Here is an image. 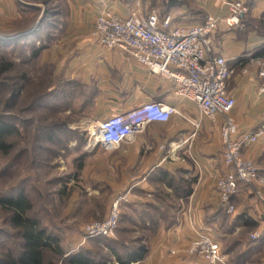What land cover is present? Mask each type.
I'll list each match as a JSON object with an SVG mask.
<instances>
[{
    "label": "crops",
    "instance_id": "crops-1",
    "mask_svg": "<svg viewBox=\"0 0 264 264\" xmlns=\"http://www.w3.org/2000/svg\"><path fill=\"white\" fill-rule=\"evenodd\" d=\"M134 1L70 0L66 16L56 11L47 19L56 21L51 25L56 29L65 27L72 38L44 48L43 58L55 65L56 76L79 80L81 93L91 97L87 111L92 122L150 101L175 105L180 113L168 122L149 123L114 146L85 139L82 144L87 148L65 156L71 157L75 167L65 184H75L76 191L61 198L67 208L109 210L117 197L125 196L120 207L139 216L134 221L131 214L126 215L124 220H131L129 224L135 228L123 226V231L131 230L136 234L132 241L148 247L145 257L133 264H210L189 251L195 234L203 229L218 240L227 264H250L251 259L264 254V201L258 200L251 187L240 185L233 197L234 212H227L220 202L216 182L228 168L223 160L219 119L202 117L195 103L176 93L173 79L138 63L125 50L105 48L94 34L101 10L126 16ZM143 2L161 18L170 15L174 25L203 23L209 15L224 18L229 13L222 0H178L171 5L164 0V8L156 6L155 0ZM5 4L19 12L15 0H1L2 9ZM241 28V24L228 27L223 21L214 35V48L236 68L228 81V91L236 99L232 115L240 133L260 132L256 141L243 147V155L253 160L264 176V92L259 89L258 72L251 68L246 72L236 64L235 57L244 48L238 35ZM76 142L72 139L66 144ZM188 190L190 194L184 197ZM153 212H163L165 217ZM256 230L262 236L253 240L250 234ZM91 240L79 245L91 249Z\"/></svg>",
    "mask_w": 264,
    "mask_h": 264
},
{
    "label": "rangeland",
    "instance_id": "rangeland-1",
    "mask_svg": "<svg viewBox=\"0 0 264 264\" xmlns=\"http://www.w3.org/2000/svg\"><path fill=\"white\" fill-rule=\"evenodd\" d=\"M155 1L156 6L164 8V0ZM244 1L250 8L240 22L242 28L238 35L244 48L235 61L246 72L250 68L258 72V59L264 57V0ZM15 6L19 10L17 14L6 4L2 9L0 0V115L19 128L18 133L9 137V147L0 150V192L25 189L32 197L33 213L40 219L41 226L58 238L65 252L85 249L96 254L99 260L115 264L107 246L112 241L129 242L136 234H131V230L123 231L121 226L134 229L129 224L132 221L120 222L111 238H91V249H88V246L79 245L85 242L84 227L105 219L110 209L67 208L61 198L67 192L73 194L76 191L75 184H65L67 175L75 170L71 157L65 156L87 148L82 144L85 139L96 138V126L100 120H90L87 110L91 108V97L81 93V83L75 76H56L55 65L43 58L44 49L37 57L32 55L39 46L46 48L72 38L65 32V27L62 30L52 27L56 21L44 20L56 11L66 16L70 0H15ZM41 16L44 23L34 35L26 39L17 36L32 29ZM233 68L235 73V66ZM72 139H77L75 145L66 144ZM63 187L68 190L64 188L63 191ZM166 212L172 214L173 211ZM121 213L125 216L131 214L130 218L138 220V213L123 208ZM155 214L165 217L164 214ZM19 245L16 229L10 225L8 213L0 206V256L11 250L16 252ZM50 262L62 264V258L47 252L46 263ZM250 264H264V254L251 259Z\"/></svg>",
    "mask_w": 264,
    "mask_h": 264
},
{
    "label": "built area",
    "instance_id": "built-area-1",
    "mask_svg": "<svg viewBox=\"0 0 264 264\" xmlns=\"http://www.w3.org/2000/svg\"><path fill=\"white\" fill-rule=\"evenodd\" d=\"M222 4L229 10L224 18L209 15L204 23L174 25L170 15L161 18L143 0H135L126 16L107 8L101 10L94 34L105 48L125 50L138 63L173 79L176 93L195 103L202 117L219 119L223 160L228 169L217 179L216 188L226 211L234 212L233 197L240 185L251 187L258 200L264 201V176L254 161L243 155V147L256 141L260 132L240 133L232 115L236 99L228 91L234 68L214 48V35L221 23L224 21L228 27L240 24L249 7L243 0H222ZM258 61L259 89L264 92V57ZM178 113L175 105L145 102L101 120L96 126L95 139L104 147L114 146L141 132L147 124L168 122ZM125 199V196L117 197L105 219L88 223L83 230L84 240L114 236L119 226L121 201ZM261 236L259 230L250 234L253 240ZM189 251L201 255L210 264H227L220 243L208 230L195 234Z\"/></svg>",
    "mask_w": 264,
    "mask_h": 264
},
{
    "label": "trees",
    "instance_id": "trees-1",
    "mask_svg": "<svg viewBox=\"0 0 264 264\" xmlns=\"http://www.w3.org/2000/svg\"><path fill=\"white\" fill-rule=\"evenodd\" d=\"M174 1L178 0H169V5L174 3ZM48 16L45 17V21ZM44 20H42L38 29L42 27ZM34 33L24 35L21 38H29ZM43 49L44 46L37 47L32 53L33 57H37ZM18 131L19 128L16 124L0 115V150H6L9 147V137L18 133ZM189 194L190 190L186 191L184 197ZM0 206L8 213L9 223L16 229V233L20 238L18 250L16 252L11 250L2 254L0 256V264H47V252L61 257L62 264H107L109 262L108 260H99L96 254L85 249L69 253L64 257L66 252L60 245L58 238L49 233L45 227H42L40 219L33 213L34 204L32 197H30V194L25 189L17 188L5 193L0 192ZM160 214H163V212H160ZM124 218L126 216L121 213L120 220H122H119V226L120 222L124 221ZM121 229L123 230V226H121ZM107 249L112 259L120 264L136 263L142 260L148 251V247L144 242H133L132 239L129 242L112 241L107 246ZM49 264L55 263L50 262Z\"/></svg>",
    "mask_w": 264,
    "mask_h": 264
},
{
    "label": "water",
    "instance_id": "water-1",
    "mask_svg": "<svg viewBox=\"0 0 264 264\" xmlns=\"http://www.w3.org/2000/svg\"><path fill=\"white\" fill-rule=\"evenodd\" d=\"M41 22H42V16L38 19V21L36 22V24L34 25V27H33L32 29H30V30L27 31V32L20 33V34H18L17 36H18V37H21V36H24V35H27V34H30V33L34 32V31L39 27V25L41 24ZM17 36H16V37H17Z\"/></svg>",
    "mask_w": 264,
    "mask_h": 264
}]
</instances>
